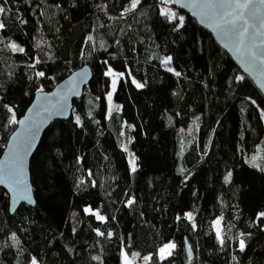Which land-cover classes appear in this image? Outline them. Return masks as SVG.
<instances>
[{
	"label": "trees",
	"instance_id": "1",
	"mask_svg": "<svg viewBox=\"0 0 264 264\" xmlns=\"http://www.w3.org/2000/svg\"><path fill=\"white\" fill-rule=\"evenodd\" d=\"M130 5L0 0V155L16 127L8 108L18 120L41 89L83 65L92 70L70 119L53 121L31 158L35 206L11 215L0 188V264H124V253L132 264H264V97L190 16L154 0ZM108 67L124 73L110 118ZM123 123L135 172L121 146ZM169 241L176 250L161 261Z\"/></svg>",
	"mask_w": 264,
	"mask_h": 264
},
{
	"label": "water",
	"instance_id": "2",
	"mask_svg": "<svg viewBox=\"0 0 264 264\" xmlns=\"http://www.w3.org/2000/svg\"><path fill=\"white\" fill-rule=\"evenodd\" d=\"M154 1L162 4L160 0ZM194 2L196 0H176L175 3L162 5L187 14L199 26L205 28L216 44L229 55L243 75L254 84L264 97V63L261 62L264 59V28L260 27L259 23H257L256 28H253L250 24L249 34L245 35L243 42H241L237 35H223L221 30L215 27L218 22L223 24L221 16L224 10L213 14L208 9L191 7ZM238 12L239 10L236 11V14ZM260 15L264 17V5L260 6ZM232 18L224 15V20ZM242 25L243 21H237L238 29ZM254 32H258V34L250 38ZM251 51L256 52L254 61L250 56ZM91 78V67L89 65L81 66L72 71L52 89L37 92L24 114L18 118L16 127L9 135L0 155V188L8 196L9 213L11 215L15 214L21 205L35 206L36 201L30 175L31 158L50 124L55 120L66 121L70 119L73 101L81 98L84 88ZM26 138L31 140V147L23 153L21 162L17 155V149ZM25 189H27L30 198H24ZM185 252L188 258L193 256V252L187 244L185 245Z\"/></svg>",
	"mask_w": 264,
	"mask_h": 264
},
{
	"label": "snow or ice",
	"instance_id": "3",
	"mask_svg": "<svg viewBox=\"0 0 264 264\" xmlns=\"http://www.w3.org/2000/svg\"><path fill=\"white\" fill-rule=\"evenodd\" d=\"M162 4H172L175 3L176 0H160ZM141 0H131V5L129 9H126V11H131L133 9H136L138 5H140ZM264 5V0H196V2L191 4V7L195 9H208L211 10L213 14H216L220 12L221 10H224L223 15L221 16V19L223 20V24L217 23L215 25L216 28L221 30V33L223 35H232L235 34L237 35L240 39L241 42H243V38L245 35L249 34V25L253 28H256L257 23H259V26L264 28V17L260 15V6ZM187 6V5H186ZM231 11H228V10ZM239 10L238 14H236V11ZM6 12V9L2 6H0V14H4ZM161 15H164L168 17L170 20H176L177 19V14L175 12L170 11L167 8H161L160 10ZM246 13V14H245ZM224 15L228 17H233L232 19H227L224 20ZM184 21V17L180 16L179 17V22L182 25ZM237 21H243V25L241 28H237ZM5 25L0 22V30H3ZM258 34V32H254L251 34V37H255ZM91 39V37H89ZM8 47L13 51V52H24V49L17 45L16 43L12 42L8 45ZM239 50V49H237ZM250 56L254 59L256 58V52L251 51ZM172 57H166L162 61L164 65H168L171 63ZM262 63H264V59L261 60ZM36 63H39V60L36 61ZM34 66V65H33ZM169 72H173L174 70L172 68L167 69ZM37 76L43 77L45 75L44 72H37ZM105 75L108 77H111V91L108 92L107 94V100L109 104L111 105V101L113 98V94L116 92L117 89V84L119 82V79L124 76V73H117L115 72L111 67L108 68V70L105 72ZM130 75V73H129ZM176 76H180L179 72H175ZM239 79H243V77H239ZM133 83L136 84L137 88H143L144 85L141 83L136 82L133 79ZM42 91V89H41ZM9 112H12V119L10 120V123H17V120L15 118V113L13 112L12 108H8ZM77 123H79V117H77ZM34 135V133H33ZM31 147V140L26 138L24 142H22L21 146L17 149V155L20 161L22 162L23 159V153L27 151L28 148ZM127 151V148L124 149ZM256 159V157H253V161ZM131 165V170L133 172L136 171V164H135V159L132 158L129 161ZM255 166V165H254ZM231 173L228 174L227 177H225L226 180L230 179ZM24 198H30L28 197L27 189L24 190ZM134 202V199H129L127 203L131 205ZM85 213H89L91 215H94L96 220L98 221H105V216L101 215L99 211H93L90 207H86L84 209ZM189 219L192 218L191 213L186 214ZM261 217H264V212L260 213ZM221 225V219H217L213 222V227L216 232L217 239L221 244L224 243V239L222 236V229L220 227ZM98 236H103L104 232H101L99 229L96 230ZM112 235L111 232L108 233V236L110 237ZM246 245L245 241L243 239H240L239 241V248L240 251H244ZM176 248V244L174 242H169L163 245L158 250V255L161 261L165 260L167 257L171 256L173 253V250ZM138 254L133 253L132 256L135 257ZM124 264H131V261L129 260L128 254L124 253ZM94 259H99V257H94ZM151 257H144L145 261L150 260ZM32 264H37V261L35 258L32 260Z\"/></svg>",
	"mask_w": 264,
	"mask_h": 264
},
{
	"label": "rangeland",
	"instance_id": "4",
	"mask_svg": "<svg viewBox=\"0 0 264 264\" xmlns=\"http://www.w3.org/2000/svg\"><path fill=\"white\" fill-rule=\"evenodd\" d=\"M170 10V9H169ZM170 11H172V10H170ZM79 29V28H78ZM78 31V30H77ZM109 68V67H108ZM108 68L106 69V71L108 70ZM168 68H172L171 66L170 67H168ZM173 69V68H172ZM115 71V70H114ZM115 72H117V71H115ZM117 73H120V72H117ZM130 77H131V79H132V81H133V79L136 81V82H138V83H141L140 82V80L137 78V77H135V76H133V75H131L130 74ZM110 79L112 80V78L110 77ZM136 85V84H135ZM109 91H111V85H110V90ZM108 94V93H107ZM107 94L105 95V100H106V115H107V117L108 118H110L111 117V115L114 113V112H117V111H119V108H120V105H119V103L118 102H116L115 100H114V97L112 98V101H111V105L109 104V102H108V100H107ZM113 96H114V94H113ZM131 141H132V135H131V126L130 125H128V124H126V123H123V129H122V144H121V146H122V149L124 150L125 148H127V151H125V154H126V158H127V162H128V166H129V168L131 169V165H130V163H129V161H130V159H132V158H134L135 159V164H136V156H135V154H134V152L132 151V149H131V147H130V143H131ZM186 214H188V212L187 213H185V216L188 218V216L186 215ZM192 215V214H191ZM192 218H193V215H192ZM192 218L191 219H189V220H192ZM169 242H173V241H169ZM169 242H167V243H169ZM176 250V248L173 250V251H175ZM32 264V263H31ZM131 264H132V262H131Z\"/></svg>",
	"mask_w": 264,
	"mask_h": 264
}]
</instances>
